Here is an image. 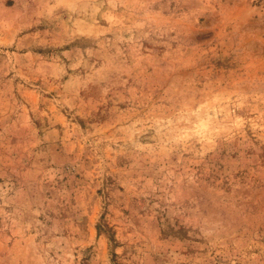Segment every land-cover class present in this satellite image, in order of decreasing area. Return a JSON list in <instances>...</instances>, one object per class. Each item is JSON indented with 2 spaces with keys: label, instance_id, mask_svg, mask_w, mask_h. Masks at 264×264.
<instances>
[{
  "label": "rangeland",
  "instance_id": "1",
  "mask_svg": "<svg viewBox=\"0 0 264 264\" xmlns=\"http://www.w3.org/2000/svg\"><path fill=\"white\" fill-rule=\"evenodd\" d=\"M0 264H264V0H0Z\"/></svg>",
  "mask_w": 264,
  "mask_h": 264
}]
</instances>
